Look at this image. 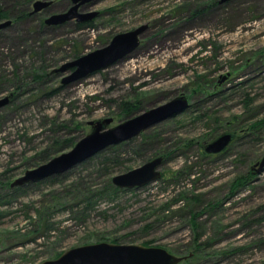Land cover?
I'll list each match as a JSON object with an SVG mask.
<instances>
[{
  "label": "rangeland",
  "instance_id": "374dc122",
  "mask_svg": "<svg viewBox=\"0 0 264 264\" xmlns=\"http://www.w3.org/2000/svg\"><path fill=\"white\" fill-rule=\"evenodd\" d=\"M52 1L17 21L16 0H0L13 22L0 31V99L10 97L0 109V264H41L98 238L164 248L186 257L180 264H264V171L251 170L264 153V128L258 141L251 134L264 120V0H98L85 8L99 12L95 28L82 31L76 20L42 26L41 18L72 5ZM144 24L149 29L139 48L124 60L66 85L71 71L45 77L74 61L76 49L88 54ZM36 74L42 79L35 81ZM178 97L188 107L144 132L157 139L142 157L135 155L142 134L121 146L124 165L114 174L143 165L160 148L165 180L99 200L86 217L72 206L81 178L101 188L103 180L90 174L97 160L11 187L43 164L57 140L69 133L82 139L92 121L122 122L124 102L136 101L144 112ZM200 114L205 119L194 121ZM235 129L225 152H205ZM241 180L245 185L234 189ZM189 210L200 213L199 229ZM39 211L51 216V232H35ZM196 237L208 245L186 261Z\"/></svg>",
  "mask_w": 264,
  "mask_h": 264
},
{
  "label": "water",
  "instance_id": "95a60500",
  "mask_svg": "<svg viewBox=\"0 0 264 264\" xmlns=\"http://www.w3.org/2000/svg\"><path fill=\"white\" fill-rule=\"evenodd\" d=\"M97 1L71 0L72 5L67 11L49 16L45 23L51 26L62 25L73 20L77 22L93 21L99 17V12H85V8L87 5L93 6ZM226 1L229 0H221V3ZM52 4V0H37L33 4L32 14L45 11ZM12 23V20L0 22V31L8 28ZM148 29L149 25L144 24L134 30L119 33L107 45L62 65L54 72L59 74L71 71V74L62 80V83L66 85L107 69L136 51ZM9 102V96L1 98L0 109L8 105ZM187 107V99L178 97L123 120L113 127H108L112 124L113 118L92 121L89 123L92 131L78 140L71 149L60 153L36 168L27 170L23 176L13 181L11 187H20L63 175L107 148L140 136L146 130L177 115ZM232 140L233 135L231 133L222 134L205 147V152L211 155L220 154L227 149ZM164 163L165 157L163 155L157 156L135 169L114 175L112 183L120 189L128 190L147 186L162 178L161 167ZM254 170L257 173L264 171V157L258 163V168ZM185 259L186 257L174 255L164 248L100 242L72 248L60 257L41 264H180Z\"/></svg>",
  "mask_w": 264,
  "mask_h": 264
},
{
  "label": "trees",
  "instance_id": "16d2710c",
  "mask_svg": "<svg viewBox=\"0 0 264 264\" xmlns=\"http://www.w3.org/2000/svg\"><path fill=\"white\" fill-rule=\"evenodd\" d=\"M36 1L37 0H16V4H17V6L20 7L21 13L17 16V18H15V20L20 21V20L27 19L30 16H32V13L30 11V6L32 4H34ZM9 16H10L9 10L5 9L0 4V22L10 20ZM45 20H46V18H41L40 23L42 26L46 25ZM95 20L89 21V22H75V26L80 31L86 30V29L92 30L95 28L94 27L95 26L94 25ZM113 37H114V35L112 36V38ZM111 39L106 40L104 45H107ZM82 55H83V50L78 48L74 51L73 57L75 59H77ZM45 73L46 72H44V74ZM41 75H43V74H36L34 76L35 81L42 79ZM54 75H55V72L53 71L52 73H47L45 75V77L54 76ZM17 89L19 91L20 88L18 87ZM14 94H17V93H14ZM139 111H140V109H139V106H138L136 101H127V102H124L122 104L121 116L123 117V120H126V119H129L131 117H134V116L140 114L141 112H139ZM204 119H205L204 114H200V115H197L194 117V121H196V122L200 121V120H204ZM252 127L254 129L257 128L258 130H260L261 128L263 129L264 128V120H262L261 122H257ZM68 135L69 136L64 137V139L57 140L56 142H54L53 148L51 150H47L44 153L42 163H46L50 159H52L53 157L59 155L60 153L71 149L78 142L79 139H77L71 133H69ZM142 136H143L142 137V139H143L142 144L140 146H138V148L136 149V152H135V155L138 157H142V153H144V149L146 148V146H153L154 140L157 139V136H146L144 133H142ZM127 143H129V141L124 142L120 145L111 146V147L107 148L106 150L100 152L99 154L95 155L94 157L88 159L91 161L97 160V162L92 166V168H91L92 172L90 174L91 175L94 174V175L98 176L99 179H102L103 180L102 186L100 189H98V190L96 189L94 191L93 186H88V182L86 181V179L81 178L80 179L81 190H77L76 198L78 200L72 206L73 210L76 208L78 210L77 213L86 217L87 214L91 210L94 209L97 201L102 200V199H110V198L118 195L119 193L129 192V191L133 190V189H129V190L128 189H120V188L114 186L112 183V177L114 176L117 167L124 165V160L122 159L123 156L119 152V148L123 145H126ZM185 146H183V147H185ZM187 147H185V148H187ZM163 152H164V150L159 148L155 151L153 156L157 157V156L163 155L166 158V155L163 154ZM170 154H172V151L167 153V155H170ZM164 178H165V174L162 173V178L160 180H165ZM243 178H245V177H243ZM245 183H246V181H243V180L239 181L235 185L234 189H237L241 185H245ZM180 197H182L181 199H183V200L187 198L185 196L183 197V195ZM196 200L197 199L195 198L194 201H196ZM0 203H2V202H0ZM169 208H170V205H169V207L164 208V211H169L168 210ZM189 213L191 214L192 224H193L194 228L199 229L200 225L196 222V219L198 218L200 213L194 212L193 210H189ZM38 218H39V221L37 224L38 227L35 229V232L42 229L43 232L49 233L52 231V229H54L53 223L50 220L51 216L46 217L42 212L39 211L38 212ZM151 226H153V225L152 224L146 225V227L148 229H150ZM106 240L107 239H105V238H98L95 241V243L105 242ZM108 241H109V243H113V244L119 243V241L117 239H108ZM207 245H208V243H200V238L196 237V239L192 243L191 250L188 253H186L187 254L186 256H188V259L186 261H189V260L191 261L192 259L197 258L198 255L204 251V247H206ZM63 253L64 252L57 254L55 258L60 257Z\"/></svg>",
  "mask_w": 264,
  "mask_h": 264
},
{
  "label": "flooded vegetation",
  "instance_id": "af4514ba",
  "mask_svg": "<svg viewBox=\"0 0 264 264\" xmlns=\"http://www.w3.org/2000/svg\"><path fill=\"white\" fill-rule=\"evenodd\" d=\"M221 3V2H220ZM181 113V112H180ZM179 114V113H178ZM236 126H238V124H236ZM253 130L251 131V134L253 135V141H258L259 139H260V131L256 128V129H254V128H252ZM229 131H230V129H229ZM225 132V133H231L232 135H233V140H232V142L234 141V138H235V132H236V129L234 130V131H232V132ZM225 133H222V134H225ZM222 134H220V135H222ZM219 135V136H220ZM237 137V136H236ZM215 140V139H214ZM214 140H212V141H214ZM235 141H236V139H235ZM211 143V142H210ZM209 144V143H208ZM207 144V145H208ZM206 145V146H207ZM205 146V147H206ZM227 150V149H226ZM226 150H224V152L226 151ZM208 154V153H207ZM220 154H222V153H220ZM211 155V154H210ZM263 157H264V153H263V156L261 157V160L263 159ZM259 160V159H258ZM260 160V161H261ZM260 161H257L256 163H255V165H254V167H253V169H251V170H254V169H256V168H258V163L260 162ZM251 172V171H250Z\"/></svg>",
  "mask_w": 264,
  "mask_h": 264
},
{
  "label": "bare ground",
  "instance_id": "6f19581e",
  "mask_svg": "<svg viewBox=\"0 0 264 264\" xmlns=\"http://www.w3.org/2000/svg\"><path fill=\"white\" fill-rule=\"evenodd\" d=\"M146 131H147V130H146ZM163 165H164V164H163ZM162 167H163V166H162ZM162 167H161V168H162Z\"/></svg>",
  "mask_w": 264,
  "mask_h": 264
}]
</instances>
